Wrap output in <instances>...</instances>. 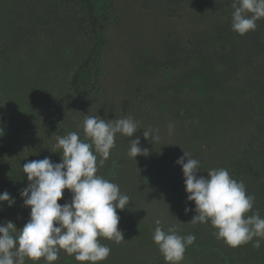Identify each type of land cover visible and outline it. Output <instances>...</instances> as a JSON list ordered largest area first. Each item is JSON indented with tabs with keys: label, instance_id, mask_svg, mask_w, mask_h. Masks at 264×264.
<instances>
[{
	"label": "rangeland",
	"instance_id": "obj_1",
	"mask_svg": "<svg viewBox=\"0 0 264 264\" xmlns=\"http://www.w3.org/2000/svg\"><path fill=\"white\" fill-rule=\"evenodd\" d=\"M52 1L0 0V149L11 132L24 143L20 150L0 152V170L54 150L56 137L43 134L41 121L55 101L62 103L68 131L81 139L84 115L131 117L137 133L117 134L97 173L130 198L117 210L126 242L98 238L111 249L98 264H167L152 239L156 219L165 231L174 226L178 235H195L180 264H264V239L259 249L254 241L232 248L215 237L210 224L188 223L195 213L184 209L195 205L186 199L175 163L184 152L200 161L198 175L227 169L255 196L248 215L264 218V18L241 36L231 27L233 0H93L104 20V44L96 88L80 103L66 81L95 39L84 30V12L69 0L52 10ZM148 129L158 141L144 139ZM137 137L149 156H137L135 163L128 151ZM70 200L65 189L58 203ZM29 213L22 199L0 205V224L11 221L21 230ZM51 264L91 262L61 250Z\"/></svg>",
	"mask_w": 264,
	"mask_h": 264
},
{
	"label": "clouds",
	"instance_id": "obj_2",
	"mask_svg": "<svg viewBox=\"0 0 264 264\" xmlns=\"http://www.w3.org/2000/svg\"><path fill=\"white\" fill-rule=\"evenodd\" d=\"M231 7L232 30L241 36L254 31L256 22L264 18V0H233ZM84 117L83 140L78 132L56 136L54 150H61V162L45 157L23 164L28 183L20 196L23 206L30 208L29 219L21 230L11 221L0 224V264H25L26 259L37 264L41 258L51 264L59 259L61 250L78 262L98 264L111 251L98 238L116 244L126 242L118 229L117 210H124L130 198L120 192L118 184L97 173L116 147L117 134L132 137L138 131V123L131 117ZM173 130L170 123V135ZM0 134L3 135L2 128ZM142 134L145 140L151 137V143L159 140L151 129ZM129 142L128 156L134 162L137 156H149V150L140 147L139 137ZM175 163L181 166L186 199L195 205L194 209H184L185 214L195 213L188 223L210 224L215 237L232 248L254 241L252 246L259 249L264 239V218L259 212L248 215L255 196L247 194L243 181L233 179L225 168L198 175L200 161L184 152ZM65 189L71 193V200L60 204ZM4 203L8 207L15 203L7 191L0 193V205ZM155 224L153 243L167 264H180L186 248L195 242V235H178L174 226L165 231L161 219H156Z\"/></svg>",
	"mask_w": 264,
	"mask_h": 264
},
{
	"label": "trees",
	"instance_id": "obj_3",
	"mask_svg": "<svg viewBox=\"0 0 264 264\" xmlns=\"http://www.w3.org/2000/svg\"><path fill=\"white\" fill-rule=\"evenodd\" d=\"M69 2L77 12L81 11L86 14L84 30L95 39L87 56L79 64L75 65L66 81L68 92L72 98L77 102L83 103L96 88L98 63L104 44L103 30L105 27L104 20L96 16L93 0H69ZM60 3L61 0H53L50 3L51 9L54 10ZM41 129L44 135L53 137L65 136L69 133L61 101L53 102L49 113L41 121ZM23 146L24 143L18 133L11 132L4 138L0 152L5 154L10 150H20ZM61 155V150H53L47 154H38L31 160L49 157L54 163H59L61 162ZM22 167L23 164L13 165L6 172L0 170V193L7 191L15 202L22 199L20 192L28 183ZM2 205L4 207L8 206L7 203Z\"/></svg>",
	"mask_w": 264,
	"mask_h": 264
}]
</instances>
